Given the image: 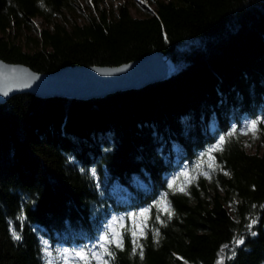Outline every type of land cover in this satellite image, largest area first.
<instances>
[{"label": "trees", "instance_id": "obj_1", "mask_svg": "<svg viewBox=\"0 0 264 264\" xmlns=\"http://www.w3.org/2000/svg\"><path fill=\"white\" fill-rule=\"evenodd\" d=\"M100 1L91 0L96 12L83 23H64L77 0H0V58L52 72L158 50L175 71L103 97L23 92L0 103V264L102 253L109 225L123 232V247L109 245L108 264H264V147L247 152L239 132L246 120H264V0H149L140 17ZM34 16L49 26L26 36L24 49L5 32L27 30ZM234 127L209 159L206 151ZM182 172L193 180L187 194L167 196L169 219L154 205ZM144 209L147 220L129 219ZM133 223L145 224L143 235L131 234Z\"/></svg>", "mask_w": 264, "mask_h": 264}, {"label": "water", "instance_id": "obj_2", "mask_svg": "<svg viewBox=\"0 0 264 264\" xmlns=\"http://www.w3.org/2000/svg\"><path fill=\"white\" fill-rule=\"evenodd\" d=\"M174 71L172 60L158 50L119 65H66L52 72L0 58V103L23 92L71 99L103 97L168 79Z\"/></svg>", "mask_w": 264, "mask_h": 264}, {"label": "snow or ice", "instance_id": "obj_3", "mask_svg": "<svg viewBox=\"0 0 264 264\" xmlns=\"http://www.w3.org/2000/svg\"><path fill=\"white\" fill-rule=\"evenodd\" d=\"M89 3H91V0H89ZM264 124V120L261 119H256V120H251L248 122L247 127H242L239 129V132L241 135H247L249 132L253 134V138H255L256 133L261 131V129L258 127L259 125ZM237 128H232L229 133H227L226 136H220L219 140L216 144L212 145L205 153L206 156L209 157V159H214L212 156V153L217 152V151H223L224 145L228 142V139L236 135L237 133ZM203 166V161L198 163L196 165L197 168H201ZM211 167V165H210ZM195 170V169H194ZM212 171H215V168H212ZM198 175H204L205 178L211 179L210 174H207L203 171L199 172ZM225 175H228L227 172H225ZM181 176L186 177L187 180L185 183H181L178 187L176 186V182L180 180ZM193 180V177L190 172H182L180 176L174 177L168 181V189L169 192L165 193L162 197L161 200L157 202V204L154 205V207L161 208V205L163 207L161 208V211L167 214L168 218L171 219L173 215H175L174 211L170 209V204L168 203L167 196L171 194V190L175 188L176 191H179L181 193L187 194L186 188L187 186L191 183ZM255 207V206H254ZM149 209H144L139 213H134L130 214L129 219L135 221L137 216L144 217L146 220L148 219L147 213L149 212ZM21 213V217H22ZM156 220H160V216L157 215L155 217ZM255 221L253 220L252 223ZM145 227V224H135L133 223L131 234L134 237H137V233L139 232L140 235H143V229ZM249 229H251V223L248 225ZM124 231H128L125 229ZM254 234V233H253ZM157 237L159 236V233L157 232L155 234ZM13 238L19 240L21 237L18 233L13 231ZM236 243L237 244H242L243 243V238L239 237L236 238ZM115 245L116 248H122L123 247V232L117 231L115 228H113L111 225H109L108 230L105 232V234L99 236V247L103 249L102 253H97V252H91L85 251L84 249L74 251L73 253L69 254L67 251L64 253V259L67 261L69 258V255H71L73 258H78L79 260L83 261V264H90L91 260H96L97 264H108L107 260H104L103 257L109 256V257H114V251L109 247V245ZM136 242L134 241V248H133V255H136ZM227 247V246H225ZM140 258L143 259V250L142 247L139 251ZM218 264H222V261H219Z\"/></svg>", "mask_w": 264, "mask_h": 264}, {"label": "rangeland", "instance_id": "obj_4", "mask_svg": "<svg viewBox=\"0 0 264 264\" xmlns=\"http://www.w3.org/2000/svg\"><path fill=\"white\" fill-rule=\"evenodd\" d=\"M149 0H101L99 3V7H103L105 9H115L116 6L120 3H124L127 6L128 11L131 15L140 17L143 16V10L145 8L153 7L152 5L149 6L148 4ZM78 6L75 8L73 12H67L65 13L64 23H69L71 21H75L77 23H83L85 21L86 15H94L96 12V8L92 6L91 3H89L86 0H77ZM60 20V19H58ZM47 27L49 24H44L42 20L39 17H32L30 19V26L26 30L23 27H20L19 29H14L13 26H8L6 30V35L13 39L14 41L20 43L24 49H29L31 43L29 40H26V36L33 37L38 36L39 29L41 27ZM249 121H244L242 127H247ZM244 139V147L247 152L254 153V152H260L264 147V131L261 129V131L256 133L255 138H253V134L249 132L247 135H243ZM186 177H184L185 179ZM229 208V207H227ZM63 264H72L71 262H68L64 259Z\"/></svg>", "mask_w": 264, "mask_h": 264}]
</instances>
